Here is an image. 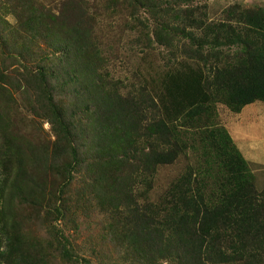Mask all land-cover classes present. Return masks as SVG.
<instances>
[{"label": "rangeland", "instance_id": "obj_1", "mask_svg": "<svg viewBox=\"0 0 264 264\" xmlns=\"http://www.w3.org/2000/svg\"><path fill=\"white\" fill-rule=\"evenodd\" d=\"M66 1L0 0V182L8 187L6 192L0 187V264H177L176 260L158 257L150 263L144 251L129 243L126 236L132 226L128 224L126 196L116 198L111 193L114 184L106 175L130 178L135 204L141 208L143 200H155L170 182L202 169L208 144L201 139L211 129L221 128L247 163L255 189L264 190V102L258 100L236 111L228 105L225 90L213 83L218 69L231 66L243 53L239 52L241 46L212 47L206 42L205 61L190 57L195 49L193 39L214 42L218 38L222 42L233 29L242 38H251L253 28L243 14L264 18V0H85L94 17L93 42L100 51L97 65L105 84L100 86L101 91L115 93L121 100L130 98L137 111L132 119L141 124L137 134L129 126L131 144L137 149L133 162H144L145 153L151 151L150 139H154L157 151L177 150L178 155L172 164L157 169L154 188L149 189L145 184L147 173L132 175L135 165L130 162L118 159L122 165L115 169L107 159L104 162L91 157L99 148L88 123V139L79 137L78 147L85 162L96 164L72 167L59 190L54 184L62 179L54 173L52 156L59 150L63 158L59 162L71 161L72 145L63 138L56 140L49 91L37 79L38 69L48 72L57 59L49 44L18 22L31 14L33 6L44 7L51 15ZM221 22L226 25L223 31L218 27ZM217 53L221 55L216 57ZM182 60L197 61L202 67L211 95L209 112L187 123L183 118L173 122L166 119L173 133L161 139L148 137L144 126L163 117L156 95L160 79ZM86 90L77 95L79 103L89 99ZM73 99L74 95H69L67 101L74 104ZM118 127L121 125L116 123L114 129ZM120 133L117 129L111 136L108 151L116 149ZM123 143L121 140L117 150L125 147ZM206 162L220 161L212 158ZM104 166H109L105 172ZM220 175L215 173L214 178ZM11 183L29 186L23 190V198L11 191ZM40 187L44 191L37 200ZM55 199L63 208L62 214L55 216L57 220L50 213L45 215ZM38 201L43 217L37 214ZM57 232L67 239L69 260L57 252Z\"/></svg>", "mask_w": 264, "mask_h": 264}, {"label": "trees", "instance_id": "obj_2", "mask_svg": "<svg viewBox=\"0 0 264 264\" xmlns=\"http://www.w3.org/2000/svg\"><path fill=\"white\" fill-rule=\"evenodd\" d=\"M35 8H31V14L25 20L17 22L32 28L33 35L49 44L54 51L57 63L50 66L48 72L43 67L38 69L37 79L49 91L48 105L56 140L63 138L72 145L71 161L59 162L62 151L54 150L52 168L62 179L54 184L55 187L59 190L63 187L72 167L80 168L81 163H86L88 167L96 164L85 162L78 147L79 137L88 139L89 124H92L99 150L91 157L104 162L107 159L109 166H116L115 169L122 165L118 159L130 162L135 165L131 169L134 171L132 175L135 172L137 175L147 173L145 184L153 189L157 169L172 164L178 151H157L154 149L157 145L152 144L154 139L149 138L151 151L145 153L144 162H133L137 149L131 144L129 126L137 134L141 124L132 119L133 112L137 111L130 98L121 100L115 93L101 91L105 84L97 65L100 51L93 42L94 17L85 0H67L51 15L44 7ZM243 18L253 28L250 30L251 38L244 39L233 29L222 42L218 38L214 42L193 39L195 49L190 55L205 61L206 52L203 51L206 42L212 47L241 46L239 52L243 53L231 66L219 68L213 82L225 90L228 105L236 111L258 100L264 102V18L258 14H243ZM47 25L54 32L51 33ZM225 26L223 22L218 25L222 31ZM220 55L217 53L216 57ZM100 82L102 84L98 85ZM159 83L156 95L163 117H157L144 126L148 137L161 139L171 135L173 129L166 119L173 122L183 118L187 123L209 112L211 95L206 90V77L197 61L182 60L165 72ZM83 90L87 91L89 99L79 103L77 95ZM69 95H74V104L67 101ZM80 114L83 120L78 118ZM104 119L108 123L106 127ZM116 123L122 128L114 129ZM117 129L122 133L118 135L117 147L121 140H124L125 147L108 151L113 141L111 136L116 134ZM201 141L208 144L202 156L205 166L170 182L155 200L147 197L141 208L135 204L133 186L128 182L130 178H122L118 174L115 177L110 173L106 175L107 179L111 178L110 184H114L111 193L116 198L126 196L128 224L131 222L132 226L126 238L137 250L144 251L145 260L150 263L158 257L164 261L176 260L177 264H263L264 190L258 192L255 189L247 163L224 129H211ZM212 158L220 162H206ZM109 166H104L102 170L105 167L107 170ZM219 172L221 178H214ZM199 176H202L201 179ZM11 184V191L23 198V190L29 186ZM0 187L4 188V192L8 190L6 182H0ZM39 190L37 200L44 191L41 187ZM27 201L25 199L24 202ZM56 203L55 199L52 209L45 212V215L50 213L53 220H57L63 210ZM37 205V214L42 216L41 202L38 201ZM58 234L57 252L69 260L71 253L65 247L67 239L61 232L54 235Z\"/></svg>", "mask_w": 264, "mask_h": 264}, {"label": "crops", "instance_id": "obj_3", "mask_svg": "<svg viewBox=\"0 0 264 264\" xmlns=\"http://www.w3.org/2000/svg\"><path fill=\"white\" fill-rule=\"evenodd\" d=\"M262 141V140H261Z\"/></svg>", "mask_w": 264, "mask_h": 264}]
</instances>
